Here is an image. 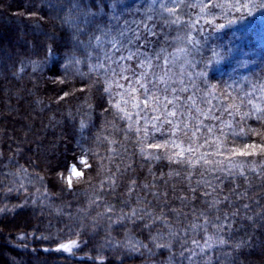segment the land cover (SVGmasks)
Instances as JSON below:
<instances>
[{"label": "trees", "instance_id": "obj_1", "mask_svg": "<svg viewBox=\"0 0 264 264\" xmlns=\"http://www.w3.org/2000/svg\"><path fill=\"white\" fill-rule=\"evenodd\" d=\"M184 2L168 16L161 0H0V264H192L193 241L218 236L198 264H264L262 0H217L212 14ZM113 37L114 59L137 53L119 75ZM166 60L165 80L187 87L167 108L178 127L155 101L133 107L143 89L125 94ZM71 164L82 173L66 180ZM72 241L71 256L53 249Z\"/></svg>", "mask_w": 264, "mask_h": 264}, {"label": "snow or ice", "instance_id": "obj_2", "mask_svg": "<svg viewBox=\"0 0 264 264\" xmlns=\"http://www.w3.org/2000/svg\"><path fill=\"white\" fill-rule=\"evenodd\" d=\"M183 4L184 7H189L192 6L190 4H187L184 2V0H161V11L164 13H167L168 16H172L175 14V10L177 7H179V5ZM171 5V6H170ZM201 9L202 11L204 9H207L208 14H212V9H215L217 7H221V5L219 3H217V0H201ZM247 3H242L241 7H247ZM254 7L256 5H253ZM232 7H235V5H232ZM259 7L264 8V0H262V2L259 4ZM165 19H167L168 17L165 16ZM173 23H176L177 21L173 20ZM207 23H212V21H207ZM231 23V21H230ZM217 27L219 28H223L224 25H218ZM104 36H107L108 33H103ZM119 35L121 37H125V32L121 31L119 33ZM135 35V33H134ZM97 42L99 43H103L104 41L102 40L101 36H95L93 37ZM125 42L128 44L132 43V39L129 37H125ZM110 47L114 50V53L112 56H109L107 53H105L106 59L107 60H113L114 63H116L117 65V69H109L110 71L115 72L116 74H121L124 69L121 67V62L124 60H130L133 58V56L137 55V53L131 51L130 49L128 50V55L124 56L123 54H121L119 56V59L116 60L114 59L115 53H120L121 48L124 46L123 44H121L120 40H118L117 38L113 37L111 40L108 41ZM188 43H193V41L191 39L188 40ZM181 52L183 51V49L180 50ZM145 61L149 62V66L151 64V58L145 56L144 57ZM101 67H103V65H100ZM157 67L161 70L164 71V75L163 76H156V73L153 72L152 77H148V74L145 73H141L140 74V78L135 80L134 82H132V84H130V88L128 90L125 91V94L132 96L134 93H136L138 91V89H143L144 93H143V99H144V106L143 108L141 107V104L139 102L135 103L133 105V107L136 108H140L141 111H144L145 109L148 108L149 105H152L153 102L155 101L156 103V107L152 108V111L155 112H161V110L163 109V116H164V121L163 122H167L169 124H172L173 127H178L179 125H175L173 124V121L169 120V117H176L177 112L175 111H167L168 105L171 104L173 106V108L179 109L180 107V95L183 92L187 91V87L182 86L183 82L181 81V86H176L173 85L171 83H169L167 80H165V77H168L171 75V67H172V63L171 61L166 60L165 65L161 66V65H157ZM133 75H136L135 72H133ZM202 75V73H201ZM126 78V77H125ZM147 78V81L149 84H151V87H148V84H146L144 81ZM163 83L164 87L161 88L160 84ZM136 85H138V88L136 87ZM158 92H163L166 93V95L164 96L163 99H161L160 96H157L156 93ZM261 92L264 93V89H261ZM171 96V99L168 98V96ZM185 104L188 105L189 108H193L196 106V97L195 94L193 95H189L188 97H186L185 101L183 102ZM228 108H234L236 111L231 113L232 115H236L239 114V106L235 105V104H230L227 105L223 110L227 111ZM197 111H199V109H196ZM260 109L256 106H254V112H249V113H243L242 114V119H244L245 117H248L250 115H253L255 112H259ZM128 116V119H131V115L130 114H126ZM139 115V113H138ZM156 120H159V116L153 117L151 121H147V122H154ZM162 122V123H163ZM181 123H183V121H181ZM155 126V124H154ZM184 127H187L186 124H184ZM209 131H211V129H209ZM193 135H195V133H193ZM234 136H236L237 138H241L245 135H247L246 133H243L242 131L239 133H233ZM251 147H255V146H251ZM171 159V157H170ZM233 168H236L237 165L233 164L232 165ZM219 171H224V169H219ZM239 175L243 176V170H241L239 172ZM247 177H245L246 179ZM214 180H217L219 182L213 183L212 181H203L202 183L205 185V188L210 189V191H206L205 192V196H212L213 192H216L219 187H220V182H222V178L216 177L213 178ZM225 200H228V197L225 196L224 197ZM215 203H219V200H215ZM244 208L247 210L248 209V205H244ZM139 213L137 211H133L132 215H138ZM149 215H151L149 213ZM201 215H203V213H201ZM249 219H251V217H249ZM225 221H228V217H224ZM196 225H193V228H195ZM224 228V224H220L219 228L217 229L218 232L222 231ZM194 244L197 245V248L199 249V252H197L196 249H192L188 251L187 256H185V259H188L190 261H192V264H198L199 261L203 260L204 255L207 254V251H210L215 247H222L223 245L226 244V241L223 238H220L219 236L217 237V239L215 240V242L212 241V238L209 237L208 239L205 240V244L204 247H200V245L198 244V242L193 241ZM240 244H237L236 247H239ZM65 248H67L68 246L65 245L63 246ZM183 255V250L182 253Z\"/></svg>", "mask_w": 264, "mask_h": 264}, {"label": "rangeland", "instance_id": "obj_3", "mask_svg": "<svg viewBox=\"0 0 264 264\" xmlns=\"http://www.w3.org/2000/svg\"><path fill=\"white\" fill-rule=\"evenodd\" d=\"M80 161L84 162V159L81 158ZM81 173H82V171L77 165L71 164L70 167L68 168L67 175H65V179L70 180L71 178H76V177L80 176ZM65 245H67L68 247L67 248L63 247ZM75 246H76V243L74 241H72V242L60 243V244L54 246L53 249L55 252H57L59 254H62L65 256H71V255H73L72 250Z\"/></svg>", "mask_w": 264, "mask_h": 264}]
</instances>
